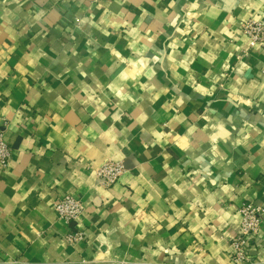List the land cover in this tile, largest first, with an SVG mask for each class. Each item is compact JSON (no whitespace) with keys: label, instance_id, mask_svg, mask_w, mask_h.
<instances>
[{"label":"crops","instance_id":"obj_1","mask_svg":"<svg viewBox=\"0 0 264 264\" xmlns=\"http://www.w3.org/2000/svg\"><path fill=\"white\" fill-rule=\"evenodd\" d=\"M249 18L264 0H0V264H233L240 205L264 207ZM65 194L79 222L59 218Z\"/></svg>","mask_w":264,"mask_h":264},{"label":"built area","instance_id":"obj_2","mask_svg":"<svg viewBox=\"0 0 264 264\" xmlns=\"http://www.w3.org/2000/svg\"><path fill=\"white\" fill-rule=\"evenodd\" d=\"M240 31L248 37L249 49L264 47V22L260 19L249 18L240 25ZM243 54H247L245 51ZM13 148L0 134V166H6L12 158ZM125 170L121 161L109 160L101 165L96 173L107 183L117 181ZM54 208L60 219L66 223L79 222L85 213V206L81 199L65 194L55 202ZM241 215L240 227L231 238L230 257L233 264H254L248 253L251 241L258 237L261 232L264 207L253 201H244L239 210ZM82 238V232L76 231L68 235L70 241H78Z\"/></svg>","mask_w":264,"mask_h":264}]
</instances>
